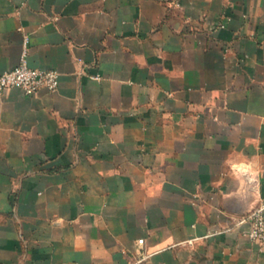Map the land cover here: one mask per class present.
Returning <instances> with one entry per match:
<instances>
[{"label":"crops","instance_id":"crops-1","mask_svg":"<svg viewBox=\"0 0 264 264\" xmlns=\"http://www.w3.org/2000/svg\"><path fill=\"white\" fill-rule=\"evenodd\" d=\"M0 264H264V0H0Z\"/></svg>","mask_w":264,"mask_h":264},{"label":"built area","instance_id":"built-area-1","mask_svg":"<svg viewBox=\"0 0 264 264\" xmlns=\"http://www.w3.org/2000/svg\"><path fill=\"white\" fill-rule=\"evenodd\" d=\"M60 86V72L55 68L33 66L25 50L17 64L0 74V94L10 88H20L27 95L43 89L56 91ZM248 223L245 233L264 248V204L257 207L238 223Z\"/></svg>","mask_w":264,"mask_h":264}]
</instances>
